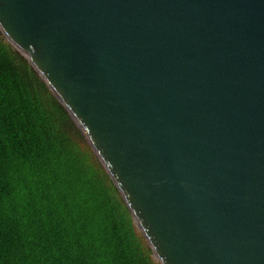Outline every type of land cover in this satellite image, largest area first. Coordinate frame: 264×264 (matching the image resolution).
I'll list each match as a JSON object with an SVG mask.
<instances>
[{"label": "water", "instance_id": "1", "mask_svg": "<svg viewBox=\"0 0 264 264\" xmlns=\"http://www.w3.org/2000/svg\"><path fill=\"white\" fill-rule=\"evenodd\" d=\"M0 33L159 264H264V0H0Z\"/></svg>", "mask_w": 264, "mask_h": 264}, {"label": "trees", "instance_id": "2", "mask_svg": "<svg viewBox=\"0 0 264 264\" xmlns=\"http://www.w3.org/2000/svg\"><path fill=\"white\" fill-rule=\"evenodd\" d=\"M0 264H159L104 165L1 33Z\"/></svg>", "mask_w": 264, "mask_h": 264}, {"label": "rangeland", "instance_id": "3", "mask_svg": "<svg viewBox=\"0 0 264 264\" xmlns=\"http://www.w3.org/2000/svg\"><path fill=\"white\" fill-rule=\"evenodd\" d=\"M79 150H80L81 152H84V148L79 147Z\"/></svg>", "mask_w": 264, "mask_h": 264}]
</instances>
